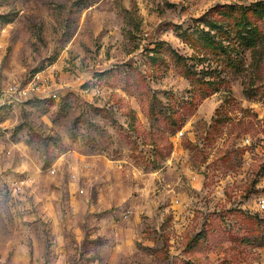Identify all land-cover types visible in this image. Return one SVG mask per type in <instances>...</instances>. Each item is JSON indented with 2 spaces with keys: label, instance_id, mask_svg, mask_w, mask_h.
Segmentation results:
<instances>
[{
  "label": "rangeland",
  "instance_id": "obj_1",
  "mask_svg": "<svg viewBox=\"0 0 264 264\" xmlns=\"http://www.w3.org/2000/svg\"><path fill=\"white\" fill-rule=\"evenodd\" d=\"M257 2L0 0V264H264Z\"/></svg>",
  "mask_w": 264,
  "mask_h": 264
},
{
  "label": "built area",
  "instance_id": "obj_2",
  "mask_svg": "<svg viewBox=\"0 0 264 264\" xmlns=\"http://www.w3.org/2000/svg\"><path fill=\"white\" fill-rule=\"evenodd\" d=\"M1 57L2 55L0 54V109L6 104H9L14 98L18 96H28L31 95V93H39L43 91L38 80H36L35 78L27 81L25 84L9 83L8 85L4 86L2 84V78H1V61H2ZM27 182L28 179L26 178L15 180L14 181L15 190L17 188H20L24 183ZM260 206L264 207V202H261Z\"/></svg>",
  "mask_w": 264,
  "mask_h": 264
},
{
  "label": "trees",
  "instance_id": "obj_3",
  "mask_svg": "<svg viewBox=\"0 0 264 264\" xmlns=\"http://www.w3.org/2000/svg\"><path fill=\"white\" fill-rule=\"evenodd\" d=\"M247 9H250L251 12L257 17H264V4L257 2L253 7L246 8L243 12V15L235 22L239 37L242 39V41H244L246 45L253 46L256 38L258 37V28L245 15V11ZM225 14H227V12H225ZM218 21L219 20L211 17L208 19V23L210 24V26L218 25ZM242 31H245V33L242 34ZM207 38L210 44L215 43L216 45L214 46L223 47V45L219 41L214 40L212 36H207Z\"/></svg>",
  "mask_w": 264,
  "mask_h": 264
}]
</instances>
